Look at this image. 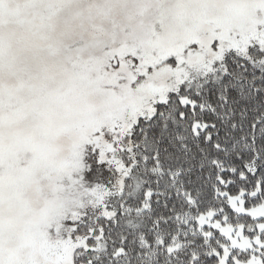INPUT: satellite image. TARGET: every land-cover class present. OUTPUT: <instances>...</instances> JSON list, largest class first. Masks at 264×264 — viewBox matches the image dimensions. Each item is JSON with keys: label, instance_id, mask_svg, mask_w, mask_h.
Wrapping results in <instances>:
<instances>
[{"label": "snow or ice", "instance_id": "6c2138e0", "mask_svg": "<svg viewBox=\"0 0 264 264\" xmlns=\"http://www.w3.org/2000/svg\"><path fill=\"white\" fill-rule=\"evenodd\" d=\"M0 264H264V0H0Z\"/></svg>", "mask_w": 264, "mask_h": 264}]
</instances>
